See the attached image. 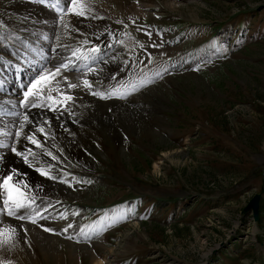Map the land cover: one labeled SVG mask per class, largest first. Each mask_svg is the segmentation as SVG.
<instances>
[{"label":"rangeland","instance_id":"rangeland-1","mask_svg":"<svg viewBox=\"0 0 264 264\" xmlns=\"http://www.w3.org/2000/svg\"><path fill=\"white\" fill-rule=\"evenodd\" d=\"M21 2L29 0H0V55L15 62L11 48L24 52V34L8 20L21 25L14 11ZM83 2L92 7L87 18L73 15L55 37L62 47L56 53L31 48L27 71L36 62L51 67L67 60L92 31L111 46L89 66L94 75L72 69L57 77L79 86L65 93L75 97L73 115L57 120L59 113L47 112L54 134L47 147L58 159L44 160L55 178L35 171L34 182L27 180L40 186L28 195L47 219L11 218L31 233L13 239L0 260L264 264V0H129L134 7L121 10L109 0ZM81 19L86 25L75 23ZM149 78L126 98L91 94ZM47 181L66 186L50 189ZM257 192L254 220L243 208Z\"/></svg>","mask_w":264,"mask_h":264},{"label":"snow or ice","instance_id":"snow-or-ice-1","mask_svg":"<svg viewBox=\"0 0 264 264\" xmlns=\"http://www.w3.org/2000/svg\"><path fill=\"white\" fill-rule=\"evenodd\" d=\"M43 2L48 4V6L55 11L57 14L56 20L60 24L64 23V17L66 15L87 18V13L91 11L90 7L84 3L83 0H54V2L53 0H43ZM69 5H71V7ZM146 34L148 36L152 35L150 32ZM45 39H47V37H45ZM97 39H99V37H97ZM83 43L89 42L84 41ZM120 43L123 42L120 41ZM110 46L111 45H109V47ZM155 46L156 45H153V47ZM141 47H143V45H141ZM53 51H55V49H53ZM90 51L99 52L100 47L94 45ZM88 59V56L80 54L79 49L72 50L71 57L61 61L58 65H52L51 67L43 65L39 67L35 75L29 80V83L21 85L24 90L21 93V98L14 104L12 99L8 98L6 95L0 96V119L5 115L14 117V119L6 124H0V149H7L11 154L20 157L24 164L33 167V170L40 175L55 178L50 176L53 166L50 165L48 161L44 160V157H48L52 161L58 159V156L47 147L48 141L54 138V134L50 131L52 128V118L47 116L46 113H59V115L55 117L57 120L65 113L69 116L73 115L70 102H74L75 97L65 93L77 88L79 85L70 82L67 77H62V79L59 80L57 77H60L64 70L77 68V61ZM194 70H198V68ZM95 71L96 70L92 68H88L84 76H88L89 74L94 75ZM155 75L159 76L161 73H155ZM117 76L118 74L114 73L111 79L116 80ZM54 82L55 86H53ZM150 82L151 78L141 80L138 83H125L124 81H120L118 84H114L107 88L106 92L93 91L91 94L98 95L105 99L111 98L112 96L126 98V96L130 95L132 92L138 91ZM82 83L89 88L91 87L88 79H84ZM60 84H64L66 87L61 90L59 87ZM0 92H3V82H0ZM53 92L56 93L55 96ZM61 96L63 100L59 99ZM10 104L13 105V107L5 111L6 106ZM16 109H23V111H17ZM33 109L40 110L38 114L39 118L32 115ZM8 139H11L13 142H6ZM4 159L5 157L0 156V162ZM37 162H39V164H37ZM6 167L8 169L6 172H0V190H2L0 195L3 196V199L0 200V224H3V216L5 214L9 218H14L19 221H28L32 224L38 223L37 216L39 219H47V217L41 215L37 211L35 205L36 197L34 195H28L29 192L34 191V187L40 186H33L27 182V173L20 172L15 166ZM45 168L48 170L45 171ZM86 182L91 183V181ZM44 210L47 211V208ZM33 213H35V216ZM103 219L102 217L101 221H103ZM108 226H111V224ZM72 227H74V225L69 224L63 231L67 232L68 229ZM43 230L46 232L55 231L48 227H43ZM100 230H103L102 223ZM81 231L83 234V230ZM27 232L28 229L23 223L19 225V230L17 227L4 225V227L0 228V252L10 249L14 236H19L21 233L27 235ZM0 264H11V261L5 262V260H0Z\"/></svg>","mask_w":264,"mask_h":264},{"label":"bare ground","instance_id":"bare-ground-1","mask_svg":"<svg viewBox=\"0 0 264 264\" xmlns=\"http://www.w3.org/2000/svg\"><path fill=\"white\" fill-rule=\"evenodd\" d=\"M109 1L116 3L118 5V9L119 10L126 9L129 6L130 7H134L133 5L131 6L129 0H109ZM53 2H54V0H53ZM89 7H90V9L92 8L90 5H89ZM14 11L17 12L18 14H20L23 17V21H22L21 25H15L12 20H8V21L10 23H12V25L14 27L18 28L21 31L22 34H24V36H20L19 35L21 37V40H22L21 42L24 43L23 49H22V51H24V52H21L20 49L18 51H16L14 48H11V51L13 52V54L17 55V58L19 59V62H15L14 58H12L13 56L12 57H8V58L7 57L3 58V56L0 55V60H1L0 61V82H3V92H0V96L6 95L8 98H11L12 101H13V104L17 100H19L20 95H21L22 91L24 90L21 87V85L22 84H28L29 80L35 75V72L38 69V67L42 66L41 63L39 64V62H36V63H33L32 68H29L30 71L33 70V72L27 71L28 66L31 63L29 61H32V57H31V54H30V49L31 48H33V49L36 48L37 51L40 54L41 50L45 51L47 48H49V50L55 49L54 52L56 53L57 50H60L62 48L61 45L59 44L61 40H55L56 35H58V37H59V35H61V36L64 35L65 30H66L65 28L67 27L65 25H67L68 23H71L73 18H74L73 15H66L64 17V23L63 24L58 23L57 20H56V15L57 14L55 13V11L53 9H51L48 6V4L44 3L43 0H31V1L29 0V2H27V3L21 2V3H19L17 5V7H16V9ZM85 22H83L82 19H81L80 22L76 21L75 23L77 25L83 26V25H86ZM101 29L105 30V27L101 28ZM99 32H100V30L92 31V37H91V40H89V43L79 44V45H77L78 47H76V48L77 49L78 48H80V49L82 48L84 50V48H87V47H90V46H94V45L99 46L100 47V51L99 52H94V53L99 54V57H101L103 53H106L110 49V47H109L108 43H104L103 42L104 40L101 38V34L102 33L100 32L101 34H97ZM26 34H28L30 38H27ZM95 35H97V36H95ZM32 37L42 38L40 42L44 43V45H40V44L35 45V42L32 39ZM45 37H47V39H45ZM97 37H99V39H97ZM107 39H108V37H107ZM49 50H47V51L49 52ZM17 52H18V54H17ZM48 52H47L46 55L50 54V52H49V54H48ZM43 55H44V52L42 54V58H45L46 55L44 57H43ZM86 56L89 57L88 60L77 61L78 67L77 68H73V69H75L77 71H80V70L82 71V72L79 73L80 74L79 76H81V74L84 75L85 71H87L88 68H90L89 65H91L93 62L98 60L97 58H99V57H96V56H92L91 52H88L86 54ZM53 60L57 61L58 58L56 56H54L51 61L53 62ZM59 61H60V59H59ZM59 61H57V62H59ZM37 64H38V66H37ZM111 69H112L111 67L103 68V70H105V71L106 70L111 71ZM17 74L19 75V79L18 80L16 79V75ZM111 75H113V74H111ZM113 102H115V101H113ZM102 103H104V106L107 107L110 104H112V100H104ZM114 106H117V105H114ZM12 107H13V105L10 104V105H7L5 109H11ZM96 107H98V106H96ZM101 107H103V106L101 105ZM16 110L17 111H22L20 109H16ZM102 110L105 111V109H102ZM39 112H40V110H32V115L34 117L39 118L38 117ZM46 115H48V114L46 113ZM48 116L51 117L53 115H48ZM12 119H14V117L9 116V115H5V116L2 117V119H0V124H6L7 122L11 121ZM54 126L55 125H53V127ZM6 142L12 143L13 141L11 139H8ZM78 151H79V149H77V152ZM0 156L5 157V159L2 162H0V172H6L8 170L6 166H15L16 168H18V170L20 172L27 173V180H29L30 183L34 182V178H35L34 172L35 171L33 170V167H29L28 165L24 164L20 160V158L16 157L14 154H11L9 152V150H7V149H0ZM37 164H39V162ZM47 183H49L47 185H48V187L50 189L62 188V185H63V187L66 186L64 183L60 184V183H57V182L55 183V182H51V181H47ZM37 219H39L38 216H37ZM5 223H6V225H10V227H11V225L16 227L18 222L14 221L13 219L8 217V220ZM30 228L34 230V226L33 225L30 226ZM17 229L19 230L18 225H17ZM30 233H31L30 231L27 232V234H29V235H30ZM34 234H35V232H34ZM39 234H40L39 236H41L42 238H45L43 233L39 232ZM21 236L23 237V234H21ZM16 237L17 236H14L13 239H16Z\"/></svg>","mask_w":264,"mask_h":264},{"label":"water","instance_id":"water-1","mask_svg":"<svg viewBox=\"0 0 264 264\" xmlns=\"http://www.w3.org/2000/svg\"><path fill=\"white\" fill-rule=\"evenodd\" d=\"M259 200L260 193H254L243 208V211L251 209V214L254 220L259 216Z\"/></svg>","mask_w":264,"mask_h":264}]
</instances>
